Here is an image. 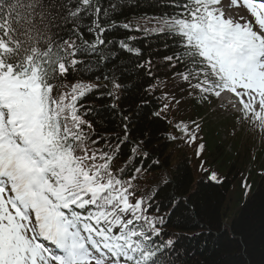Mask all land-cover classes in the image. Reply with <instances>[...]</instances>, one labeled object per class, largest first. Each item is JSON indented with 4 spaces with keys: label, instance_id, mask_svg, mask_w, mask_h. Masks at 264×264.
Returning <instances> with one entry per match:
<instances>
[{
    "label": "snow or ice",
    "instance_id": "6c2138e0",
    "mask_svg": "<svg viewBox=\"0 0 264 264\" xmlns=\"http://www.w3.org/2000/svg\"><path fill=\"white\" fill-rule=\"evenodd\" d=\"M168 2L173 12L145 17L151 26L138 30L176 41L165 59L190 96L210 102L234 94L238 119L264 132V0ZM121 7L119 0L107 7L103 0H0V264H170L174 241L160 240L164 218L149 215L158 193L137 198L133 173L141 169L114 163L129 142L130 117L121 114L119 131L102 134L95 109L82 103L100 85L78 81L54 95L58 78L99 66L79 57L105 66L115 58L104 34ZM134 39L119 45L139 54ZM110 71L103 78L116 101L123 85ZM176 127L189 142L198 138L199 124L192 133Z\"/></svg>",
    "mask_w": 264,
    "mask_h": 264
},
{
    "label": "trees",
    "instance_id": "16d2710c",
    "mask_svg": "<svg viewBox=\"0 0 264 264\" xmlns=\"http://www.w3.org/2000/svg\"><path fill=\"white\" fill-rule=\"evenodd\" d=\"M110 2L115 0H103L105 7ZM119 3L122 7L111 14L116 26L104 34L106 40L114 41L106 46L111 48L115 58L105 66L96 56L79 57L97 61L99 66L86 74H68L60 80L63 83L54 85V95L69 91L72 85L82 80L100 85L101 97H90L87 105L95 109L94 126L102 134L119 131L124 123L121 114L130 117L129 142L122 146L114 163L118 168H126L136 157L147 153V159L142 163L144 167L136 175V194L144 181L158 184V194L152 200L153 208L149 214L164 218L160 226L164 234L160 240L174 241L175 250L168 257L170 264H264V175L253 177L254 187L244 197L239 187L227 194L231 188L226 182L195 181L198 162L193 167L187 157L181 163L177 160L183 157L188 144L177 131L176 123L196 121L203 100L199 95H189L187 83H181L180 77L176 80L173 68L165 59L176 51V41L168 36L138 30V26H151L145 17L171 13L168 12L171 11L168 10V0H119ZM125 23L130 27H122ZM81 31L85 40H94V36L85 29ZM127 37H135L129 44L133 49H139V54L120 48L119 41ZM114 68L118 82L123 85L117 92L119 99L116 101L107 95L112 87L111 80L103 78L105 72L111 74L110 70ZM150 85L154 87L149 88ZM113 103L117 105L116 110L110 107ZM160 103L168 105L167 109L174 117L163 116L160 112L165 109L159 108ZM157 112L159 116L154 115ZM196 124L200 125L198 133L206 135L201 137L207 146L201 160H205L209 168L225 175L231 168L228 165L230 158L226 159L220 152L215 131L206 129L201 122ZM166 134L173 141H169ZM120 135L123 137L122 132ZM138 142H142L141 147L130 160L129 157L134 155L131 149ZM155 161L159 163L154 164ZM127 171L131 172V167H127ZM163 171L168 172V176L162 178ZM224 223L223 230L221 226Z\"/></svg>",
    "mask_w": 264,
    "mask_h": 264
},
{
    "label": "rangeland",
    "instance_id": "374dc122",
    "mask_svg": "<svg viewBox=\"0 0 264 264\" xmlns=\"http://www.w3.org/2000/svg\"><path fill=\"white\" fill-rule=\"evenodd\" d=\"M215 117L212 118L213 125L216 126V137L220 139V148L224 149H231V151H227L229 154L236 153V156L238 158H243L248 160V155L253 154V150H251V146L256 143H260L262 146H264V139L261 138L262 131H258L253 127H250L248 129L247 125L240 126L237 128V124H235V120H233V116L230 115L225 122L220 120L218 116L220 115H226L227 113L225 111L220 110L219 115L215 114ZM225 117V116H224ZM226 118V117H225ZM223 126V127H222ZM236 126V128H235ZM235 128V129H234ZM256 151V149H255ZM235 156V158H237ZM168 165V162H167ZM165 168V167H163ZM239 172L237 169H235V172H233V179L230 177H227L224 182L229 181V186L232 183H237L239 178ZM164 175V172L162 173ZM242 189V188H241Z\"/></svg>",
    "mask_w": 264,
    "mask_h": 264
}]
</instances>
